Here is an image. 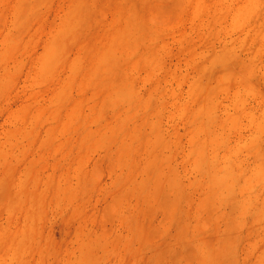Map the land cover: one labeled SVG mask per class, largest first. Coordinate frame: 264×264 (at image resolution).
Instances as JSON below:
<instances>
[{
	"label": "rangeland",
	"instance_id": "374dc122",
	"mask_svg": "<svg viewBox=\"0 0 264 264\" xmlns=\"http://www.w3.org/2000/svg\"><path fill=\"white\" fill-rule=\"evenodd\" d=\"M0 264H264V0H0Z\"/></svg>",
	"mask_w": 264,
	"mask_h": 264
}]
</instances>
